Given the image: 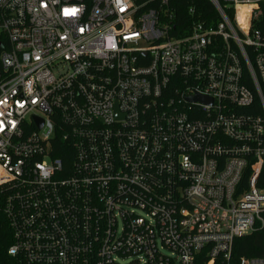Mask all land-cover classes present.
I'll list each match as a JSON object with an SVG mask.
<instances>
[{
    "label": "built area",
    "instance_id": "2783aa9c",
    "mask_svg": "<svg viewBox=\"0 0 264 264\" xmlns=\"http://www.w3.org/2000/svg\"><path fill=\"white\" fill-rule=\"evenodd\" d=\"M209 1L174 36L170 0H0L15 263L228 264L264 231V0Z\"/></svg>",
    "mask_w": 264,
    "mask_h": 264
},
{
    "label": "trees",
    "instance_id": "16d2710c",
    "mask_svg": "<svg viewBox=\"0 0 264 264\" xmlns=\"http://www.w3.org/2000/svg\"><path fill=\"white\" fill-rule=\"evenodd\" d=\"M219 3L224 7L221 0H219ZM191 6L195 9L192 16L188 13V8ZM169 8L175 16V30L172 32L174 36H180L185 33L180 30L179 25L186 23L189 19L201 20L203 17L206 19L203 20L206 25H212L218 18V13L209 0H170ZM225 12L228 16H231L229 11L225 10ZM257 185L264 191V164L257 180ZM263 237L264 231L257 229L245 236L235 238L232 245L231 258L228 264H238L240 257L257 258L262 256ZM10 238L11 236L7 223L3 214L0 212V264H17L6 253V249L11 243ZM215 264L220 263L216 262Z\"/></svg>",
    "mask_w": 264,
    "mask_h": 264
},
{
    "label": "rangeland",
    "instance_id": "374dc122",
    "mask_svg": "<svg viewBox=\"0 0 264 264\" xmlns=\"http://www.w3.org/2000/svg\"><path fill=\"white\" fill-rule=\"evenodd\" d=\"M128 261H129V258L123 260L124 263H127Z\"/></svg>",
    "mask_w": 264,
    "mask_h": 264
},
{
    "label": "snow or ice",
    "instance_id": "6c2138e0",
    "mask_svg": "<svg viewBox=\"0 0 264 264\" xmlns=\"http://www.w3.org/2000/svg\"><path fill=\"white\" fill-rule=\"evenodd\" d=\"M66 12L68 11V10H65ZM74 11V10H73Z\"/></svg>",
    "mask_w": 264,
    "mask_h": 264
}]
</instances>
